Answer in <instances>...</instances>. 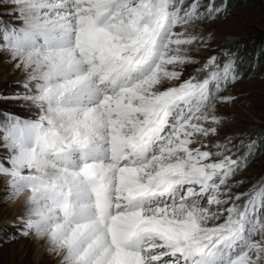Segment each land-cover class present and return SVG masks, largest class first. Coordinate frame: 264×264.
<instances>
[{
	"label": "snow or ice",
	"instance_id": "6c2138e0",
	"mask_svg": "<svg viewBox=\"0 0 264 264\" xmlns=\"http://www.w3.org/2000/svg\"><path fill=\"white\" fill-rule=\"evenodd\" d=\"M3 7L0 56L35 110L0 111V177L26 195L12 239L46 240L61 264H264V179H236L264 139L212 142L241 74L226 51L195 54L223 0Z\"/></svg>",
	"mask_w": 264,
	"mask_h": 264
},
{
	"label": "rangeland",
	"instance_id": "374dc122",
	"mask_svg": "<svg viewBox=\"0 0 264 264\" xmlns=\"http://www.w3.org/2000/svg\"><path fill=\"white\" fill-rule=\"evenodd\" d=\"M207 2L203 0L205 5ZM221 3L222 0H216L217 5ZM223 3L228 6L229 15L200 25L198 31L206 38V47L195 50L201 61L226 51L236 60L241 74L235 83L220 93L236 99L217 105V112L226 123L212 142L227 137L238 144L250 136L260 148L259 141L264 139V0H223ZM0 11L10 9L3 7ZM226 58L221 57L222 60ZM192 71L190 66L186 74ZM26 80L22 69L9 63L6 55L0 56V111L22 117L35 114V110L28 107L29 102L23 99ZM236 179L244 181L238 191H247L264 179V148H260ZM7 180V177H0V264H44L48 260L50 262L46 264H58L61 257L45 254L43 244L38 243L42 239L36 236L12 239L16 230L10 225L24 212L22 205L26 195L10 199Z\"/></svg>",
	"mask_w": 264,
	"mask_h": 264
},
{
	"label": "bare ground",
	"instance_id": "6f19581e",
	"mask_svg": "<svg viewBox=\"0 0 264 264\" xmlns=\"http://www.w3.org/2000/svg\"><path fill=\"white\" fill-rule=\"evenodd\" d=\"M25 200H26V197L24 198V201H23V208L22 209H25ZM39 244H43L42 246H43V252L46 254H48L49 256L50 255H56V254H54V253H51V252H49L48 251V245H47V242H46V240H44V239H42L41 241H39L38 242ZM44 255V254H43ZM41 257V256H40ZM50 259V258H49ZM56 259V257L55 258H53V260H55ZM50 261L48 260V261H46L44 264H46V263H49ZM58 264H61V258H60V261L58 262Z\"/></svg>",
	"mask_w": 264,
	"mask_h": 264
}]
</instances>
